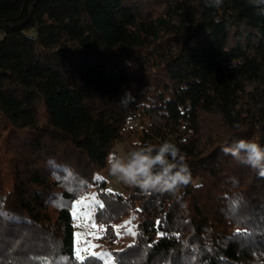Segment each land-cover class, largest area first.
Returning <instances> with one entry per match:
<instances>
[{
	"label": "trees",
	"instance_id": "1",
	"mask_svg": "<svg viewBox=\"0 0 264 264\" xmlns=\"http://www.w3.org/2000/svg\"><path fill=\"white\" fill-rule=\"evenodd\" d=\"M260 7L0 0V213L15 219L0 218V264H264V178L221 151L238 139L264 147ZM133 119L148 121L135 146H178L188 185L104 189L106 157ZM94 187L108 262L74 254L71 209ZM132 216L138 235L114 248Z\"/></svg>",
	"mask_w": 264,
	"mask_h": 264
},
{
	"label": "clouds",
	"instance_id": "2",
	"mask_svg": "<svg viewBox=\"0 0 264 264\" xmlns=\"http://www.w3.org/2000/svg\"><path fill=\"white\" fill-rule=\"evenodd\" d=\"M254 6L264 5V0H250ZM264 14V7H260ZM131 94H126L125 99ZM221 151L239 165L256 171L264 178V147L250 139H238ZM109 174L118 182L135 187L145 193L175 192L191 181V172L178 146L164 141L160 144L137 145L125 156L110 152L106 157Z\"/></svg>",
	"mask_w": 264,
	"mask_h": 264
},
{
	"label": "rangeland",
	"instance_id": "3",
	"mask_svg": "<svg viewBox=\"0 0 264 264\" xmlns=\"http://www.w3.org/2000/svg\"><path fill=\"white\" fill-rule=\"evenodd\" d=\"M28 33L35 34L34 31H30ZM144 124H148V121H140L138 119L130 120L122 141L116 143L111 152H115L120 156H125L129 151L133 150L135 147L133 132H138ZM99 178L104 180L105 190L111 189V191L118 192L123 196L127 195L130 186L120 183L112 177L108 172L107 166L99 175ZM96 195V188L94 187L89 193L85 194L73 203L71 216L74 226V254L78 260H81L77 257L78 251L80 256L84 257L89 256L90 253H96V255L102 257L105 262H108L110 257L105 252L104 245L100 242L103 229H101L93 219L89 218L94 215L96 210L99 208L98 202L93 199ZM93 223H95L98 227L93 228ZM135 223L136 219L132 216L116 226L119 239L114 244V248H119L120 245L132 242L133 235L128 231V229L131 228L132 231L135 232ZM90 245H94L95 247H90ZM85 249H87V251H85Z\"/></svg>",
	"mask_w": 264,
	"mask_h": 264
},
{
	"label": "snow or ice",
	"instance_id": "4",
	"mask_svg": "<svg viewBox=\"0 0 264 264\" xmlns=\"http://www.w3.org/2000/svg\"><path fill=\"white\" fill-rule=\"evenodd\" d=\"M107 191H108L109 194H111V189H109V190H107ZM93 199L96 200V201L98 202V207H99L100 209H103V208H104V204H103L102 201L99 200V196H98V195L94 196ZM239 203H240L239 200H235V199H234V200L232 201V203H231L230 211H232L234 214H238V213H239ZM0 218H7L9 223H14V222H15V219L12 218V217H10V216H9L8 214H6V213H0ZM89 218L94 220V219H95V216L92 215V216H90ZM158 223H159V222H158ZM92 227H93V228H96V227H98V226H97L95 223H93V224H92ZM99 227H100L101 229H103V225H100ZM114 227H115V226H114ZM128 231H129L133 236L138 235V233L132 231L131 228H129ZM93 235H94V234H93ZM161 235H163V233H161ZM237 235H242V236L245 237V238H248V237H249V233H248L247 231L244 232V233H239V231H238ZM90 247H95V246H94V245H90ZM206 249H207L209 252L212 251L211 248H208L207 246H206ZM85 251H87V249H85ZM191 251H192V256L189 257L190 260H191V259H194V257H195V253L198 252L199 249L194 247ZM90 256H91V257H95V256H96V253H90ZM77 257H78L79 259H81V260L86 259L84 256H80L79 251L77 252ZM221 259H223V258H221ZM89 264H94V261L89 260ZM114 264H124V262H123L122 260H120V259H116V260H114ZM133 264H136V262H133ZM180 264H184V261L181 260ZM204 264H207V262H204Z\"/></svg>",
	"mask_w": 264,
	"mask_h": 264
}]
</instances>
